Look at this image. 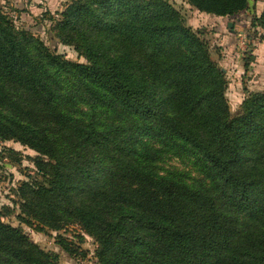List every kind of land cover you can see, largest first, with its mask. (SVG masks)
<instances>
[{
    "label": "trees",
    "instance_id": "16d2710c",
    "mask_svg": "<svg viewBox=\"0 0 264 264\" xmlns=\"http://www.w3.org/2000/svg\"><path fill=\"white\" fill-rule=\"evenodd\" d=\"M186 1L231 17L249 0ZM5 7L0 138L36 152L35 176L17 187L23 215L55 230L78 224L99 264H264V91L232 114L224 71L167 0H70L54 27L85 63ZM251 26L264 30V9ZM102 110L118 123L98 122ZM129 135L191 154L199 182L155 173ZM0 264L58 261L0 212Z\"/></svg>",
    "mask_w": 264,
    "mask_h": 264
},
{
    "label": "rangeland",
    "instance_id": "374dc122",
    "mask_svg": "<svg viewBox=\"0 0 264 264\" xmlns=\"http://www.w3.org/2000/svg\"><path fill=\"white\" fill-rule=\"evenodd\" d=\"M69 2L70 0H0L1 5H6L5 10L17 27L30 31L52 51L62 54L66 59L85 63L84 55L73 45L62 40L54 27L59 13ZM167 2L179 12L186 26L198 32L200 39L209 45L213 61L224 71L225 96L232 114L237 113L249 92L264 91V57L256 61L253 50L257 44L255 42H258L257 38L262 37V34L260 36L256 32L251 22L249 27H245L237 22V18H215L202 14L186 0ZM239 34L245 36L244 43L240 41ZM96 116L98 122L118 123L113 114L106 110L99 111ZM127 138L136 146L139 154L149 151L152 160L145 163L146 166L150 165L155 173L173 175L188 183L199 182L202 175L191 154L185 155L186 151L179 152L177 146L152 135H129ZM35 155L34 150L16 140L0 138L2 220L21 227L32 242L57 254L58 264H99L96 242L85 234L78 224H67L55 230L29 220L21 213L17 187L21 181L35 176L32 163Z\"/></svg>",
    "mask_w": 264,
    "mask_h": 264
},
{
    "label": "crops",
    "instance_id": "0c3cea01",
    "mask_svg": "<svg viewBox=\"0 0 264 264\" xmlns=\"http://www.w3.org/2000/svg\"><path fill=\"white\" fill-rule=\"evenodd\" d=\"M264 9V0H249L248 1V7L241 11L239 14L231 16V17H220V18H237V22L241 26L249 27V24L251 22V19L254 15L258 16ZM202 14L210 16V14H206L201 12ZM214 16V15H212ZM215 18H218L219 16H214ZM255 30L258 32V34L262 37H258L257 41L255 42V48H253L255 54L254 57L256 61L260 60L261 57H264V30L257 27Z\"/></svg>",
    "mask_w": 264,
    "mask_h": 264
},
{
    "label": "built area",
    "instance_id": "2783aa9c",
    "mask_svg": "<svg viewBox=\"0 0 264 264\" xmlns=\"http://www.w3.org/2000/svg\"><path fill=\"white\" fill-rule=\"evenodd\" d=\"M239 39H240L241 42L244 43L245 36L243 34H239Z\"/></svg>",
    "mask_w": 264,
    "mask_h": 264
},
{
    "label": "water",
    "instance_id": "95a60500",
    "mask_svg": "<svg viewBox=\"0 0 264 264\" xmlns=\"http://www.w3.org/2000/svg\"><path fill=\"white\" fill-rule=\"evenodd\" d=\"M231 26H232V24L230 23V24H229V27H231Z\"/></svg>",
    "mask_w": 264,
    "mask_h": 264
}]
</instances>
